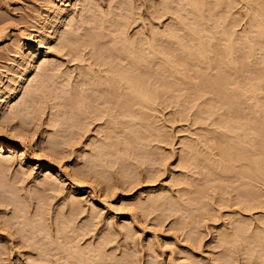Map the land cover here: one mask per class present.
<instances>
[{
    "label": "rangeland",
    "instance_id": "rangeland-1",
    "mask_svg": "<svg viewBox=\"0 0 264 264\" xmlns=\"http://www.w3.org/2000/svg\"><path fill=\"white\" fill-rule=\"evenodd\" d=\"M78 1L72 21L61 22L49 38V8L61 0H0V87L12 81L16 66H23L27 44H36L40 32L49 38L41 64L0 109L1 119L21 114L8 119V126L22 124L28 153L21 161L0 153V179L10 190L8 197L0 193L6 197L1 201L0 195V264H264V41L255 37L251 14L264 0H230L228 8L229 0L219 8L212 0L206 8L198 0ZM195 3L203 13L200 21L191 16ZM91 14L103 17L101 22L88 20ZM176 18L196 29L205 42L203 54L210 56L213 45L223 50L226 40L220 31L225 27L236 54L246 52L243 34L261 40L254 44L255 63L249 62L260 65L262 73L251 67L242 76L220 78L215 87L210 78L218 68L210 69L190 41L194 59L176 63L173 71L154 58L148 65H132L121 55L120 43L113 45L122 30L119 37L133 40L143 52L151 31H162ZM86 32L96 35L92 45ZM78 35H83L79 43ZM162 42L157 49L170 57L172 51ZM16 44L23 46L20 55ZM107 69L141 81L153 99L138 100L128 90L131 97L121 96L122 89L115 96V91H92L89 80ZM189 81L199 86L198 96L184 84ZM251 88L256 95H250ZM93 93L102 98L97 101ZM75 94L88 100L85 109L92 105L87 115L78 113ZM225 152L239 159L230 162ZM57 228L66 231L57 233Z\"/></svg>",
    "mask_w": 264,
    "mask_h": 264
},
{
    "label": "bare ground",
    "instance_id": "bare-ground-1",
    "mask_svg": "<svg viewBox=\"0 0 264 264\" xmlns=\"http://www.w3.org/2000/svg\"><path fill=\"white\" fill-rule=\"evenodd\" d=\"M74 1H76V0H61V3L60 4H53L49 9H50V11H49V18H50V20H49V24H50V26H49V29H51V31H50V33H48L49 34V38H50V36H52V35H54V34H57L56 32L58 31V25L61 23V22H64V21H66V20H69V21H72V19L74 18L73 17V14H72V11L75 9V7H77L76 6V3L74 2ZM78 1V0H77ZM82 1V0H81ZM87 1V0H86ZM110 1V0H109ZM113 1V0H112ZM119 1V0H118ZM117 0H116V2H118ZM199 1V3H204V7L206 6L205 4L207 3V2H209L208 0H198ZM225 1H227V0H212V2H213V7H215V6H218L219 4H225ZM255 1V0H254ZM78 2H80V1H78ZM92 2V1H91ZM122 2V1H121ZM228 2L230 3V0L229 1H227L226 2V4H225V6L227 7L228 6ZM257 2H260V1H258L257 0ZM58 3V2H57ZM88 4L90 3V2H87ZM189 3H191V2H189L188 1V5H190ZM196 3H197V1H196ZM193 4L192 5V13H193V15H191V16H193L194 17V19H195V21H200L201 20V18H202V16H203V13L202 14H200V8L199 7H197V4ZM254 3H256V2H254ZM260 3H262V4H264V1L263 2H260ZM260 3H258L257 4V7L255 6V10L253 11H251V12H253V13H251L252 15L254 14V23H255V25L257 26V32H255L256 33V35H255V37L257 38V39H261L262 41H264V6L262 5V4H260ZM46 4V3H45ZM81 4V3H80ZM86 5L87 7L88 6H90L91 7V4H89V5ZM109 4V3H108ZM111 4V3H110ZM119 4V3H118ZM117 4V5H118ZM123 4H124V2H123ZM123 4H121L120 3V5H123ZM217 4V5H216ZM48 5V4H47ZM77 5H79V4H77ZM82 5V4H81ZM163 5H165V6H163V7H165L164 9L165 10H167L168 8H167V6H166V4H163ZM209 5H211V4H209ZM223 5H221V6H223ZM231 5V4H230ZM83 6V5H82ZM85 6V5H84ZM95 6V5H94ZM97 6V5H96ZM99 6V5H98ZM98 6H97V8H98ZM199 6V5H198ZM200 6H201V4H200ZM220 5L218 6V8L219 7H221ZM81 7V6H80ZM87 7H85V8H87ZM163 7H162V9H163ZM203 7V8H204ZM209 7V6H208ZM226 7H224V9L226 10ZM84 8V9H85ZM99 8H101V7H99ZM190 8H191V6H190ZM206 8V7H205ZM210 8V7H209ZM211 8H212V6H211ZM223 8V7H222ZM228 8V7H227ZM87 9H89V8H87ZM86 9V10H87ZM92 9V8H91ZM103 9V8H102ZM215 8H212V10H214ZM224 9H222V10H224ZM95 10V9H94ZM164 10V11H165ZM202 10V9H201ZM204 10V9H203ZM207 10V9H206ZM217 10V9H216ZM216 10H214V12L216 11ZM221 10V9H220ZM75 11V10H74ZM78 11H79V9H78ZM84 11V10H83ZM90 11V10H89ZM101 11V10H100ZM109 11V10H108ZM190 11H191V9H190ZM205 11V10H204ZM208 12H209V14H210V11L211 10H207ZM91 12H92V10H91ZM96 12V11H95ZM98 12V11H97ZM103 12H104V10H103ZM110 12V11H109ZM112 12V11H111ZM110 12V13H111ZM213 11H211V14H213L212 13ZM223 11H221V13H222ZM225 12V11H224ZM84 13V12H83ZM85 13H88L87 11H85ZM99 13V12H98ZM100 13H102V11L100 12ZM99 13V14H100ZM108 13V12H107ZM76 14V13H75ZM89 14V13H88ZM99 14H98V17L97 18H99L100 17V19H97V18H95V14H91L92 16H91V19H88V20H91V21H93V23H94V21H100L101 20V18H103V17H101V16H99ZM206 14H207V12H206ZM208 14V15H209ZM223 14V13H222ZM77 15H79V14H77ZM102 15V14H101ZM217 14L215 13V16H216ZM220 15V14H219ZM218 15V16H219ZM106 16H107V14H106ZM211 16V15H210ZM180 17V16H179ZM220 17H221V15H220ZM219 17V18H220ZM251 17V16H250ZM82 18H83V14H82ZM90 18V17H89ZM107 18V17H106ZM175 18V17H174ZM222 18V17H221ZM252 18V19H253ZM77 20V19H76ZM83 20H84V18H83ZM87 20V22H89ZM104 19H102V21H103ZM222 20H224V18L222 19ZM86 21V20H85ZM113 21V20H112ZM111 21V22H112ZM76 22V21H75ZM79 22V21H78ZM84 22V21H83ZM87 22H85V23H87ZM101 22V21H100ZM117 22H119V21H117ZM171 22H174L173 24H171ZM170 22V25L168 26V25H166V26H164V27H166L165 29L163 28L162 29V31L160 30V31H158V30H153V31H151L152 32V34H151V37L149 36V39H147L146 40V42L144 43V44H146L145 45V47H144V49L143 50H145V51H143L142 52V48H140L141 49V51H139L140 49L138 48V45H137V43L135 44V42L133 41V40H131V41H129V39L127 40H125V38H122V35H121V37H119L120 35L119 34H122V30L120 31L121 33H119L118 34V37H116V39H115V41L113 42V45L115 44V43H120V46H119V50H120V52H121V55H125V57L128 59L127 60V62L128 63H130V64H132V65H137L138 66V64L140 63V61H144V62H146L148 59H152L153 60V58L154 59H157L156 61H158V63L160 64V66H161V68L162 67H164V70L166 69V71H169V68H170V70L171 71H173V68L172 67H174L173 65H175L176 63H187L189 60H191V59H194L193 57H192V55H191V53H190V51L188 50V46H187V41H190L191 43H192V46L199 52V54L201 55V58L202 59H204L205 61H207V63L208 64H210L211 65V67H209L210 69L212 68V66H213V68H218V70L214 73V74H212V77L210 78V81L214 84V86L216 87V85L218 84L217 82L219 81V79L220 78H223V77H239V76H242L246 71H249V68H251L252 67V69L255 71V73L256 74H259V73H262V68H261V66L259 65H256V64H250V62L249 61H251L252 63H255V61L253 62L252 60H251V58L254 56L255 57V55H254V49H255V47H254V44H259L260 43V41H258L257 39H251V37L250 38H248L247 37V35H245V34H243L244 35V38H242V41H243V43H244V45H245V48H246V52H244V54H236L235 53V50H236V46H235V42L231 39V36H230V34H228V32H227V29H228V27H225L226 28V30L224 29V28H222V30L220 31V32H222L221 34H223L222 36L224 37V39L226 40L225 41V44H224V46H223V50H219L218 48H217V46L216 45H213L214 46V51H213V54L210 56L209 55V53L208 54H203L204 53V43L205 42H203L202 41V39L200 38V36H198L199 35V33L197 34V31H196V29L195 28H189V26H188V24L187 23H185L184 21H183V18H179V19H175L174 21H171ZM251 22H253V20H251ZM72 23V22H71ZM77 23V22H76ZM90 23V22H89ZM116 23V22H115ZM88 24V23H87ZM87 24H85V26L87 25ZM117 24H119V23H117ZM81 25V24H80ZM42 26V25H41ZM84 26V25H83ZM255 26V27H256ZM75 27V26H74ZM89 27H91V26H89ZM77 28V27H76ZM75 28V29H76ZM37 29V28H36ZM48 29V30H49ZM85 29V28H84ZM87 29V28H86ZM89 29V28H88ZM153 29V28H152ZM151 29V30H152ZM157 29V28H156ZM38 30V29H37ZM36 30V31H37ZM86 30H84V32H85ZM43 33V32H42ZM47 33V32H46ZM59 33V32H58ZM83 33V32H82ZM80 34V33H79ZM44 35V34H43ZM81 35V34H80ZM86 35V36H85ZM85 35H84V37L85 38H87V40L89 39V43H91V41H92V43H93V41L95 40V38H96V35H92V33L91 34H88V32H86L85 33ZM153 35H157V37L154 39L153 37ZM45 37V38H44ZM44 37L42 36V34H41V32H40V34H38V35H36L35 36V38L37 39V43L36 42H34V43H36V44H34V45H32L33 44V42H30V43H28L27 44V49H26V51H24L23 50V53L24 52H26L25 53V56H24V59H23V61H24V63H22L23 64V66L22 67H20V68H18L17 66V70H15L16 69V67H15V69L11 72V74L12 75H10L11 77H12V81H10L11 80V78H10V83H5V85L4 84H2V86L0 87V109L1 108H4L3 106H4V104L7 102V100H8V98L13 94H15L16 92H17V90H18V88L21 86V83H22V80L24 79V81L25 80H27V78L29 77V75H31L30 73H32L33 72V70H34V68L36 67V63H40V62H38V60H40V58L41 57H43V56H45V54L43 53V50H42V48L46 45V43H47V40L49 39L48 38V36H46V34L44 35ZM78 38L76 39L77 40V42L79 43V39H81V38H83V35L82 36H77ZM79 37H81V38H79ZM98 37V36H97ZM242 37V36H241ZM247 37V38H246ZM17 38V37H16ZM84 38V39H85ZM119 38V39H118ZM148 38V37H147ZM151 38V39H150ZM33 39V38H32ZM84 39H83V41H84ZM97 39V38H96ZM64 40H66L65 38H64ZM86 40V39H85ZM155 40H159V42H162V43H164V42H166V44L168 45V49H169V51H172L171 52V54H170V57H168V56H166V55H163V54H160V50H158L159 49V47H158V45L160 44L158 41H155ZM161 40V41H160ZM15 41V40H14ZM34 41V40H33ZM96 41V40H95ZM133 41V42H132ZM16 42V41H15ZM88 42V41H87ZM14 43V42H13ZM18 43V42H17ZM20 43V42H19ZM92 43H91V45H92ZM157 43H159L158 45H157ZM61 44V43H60ZM59 44V45H60ZM261 44V43H260ZM112 45V46H113ZM263 45V44H262ZM262 45H260V47L262 46ZM12 46V45H11ZM15 46V45H14ZM94 46H95V44H94ZM22 45H17L16 44V53H19V55H20V53H22ZM48 47H51V46H48ZM63 47V46H62ZM259 47V48H260ZM15 48V47H14ZM113 48V47H112ZM158 48V49H157ZM68 49V48H67ZM71 50H74V48L72 49L71 48ZM96 52V51H95ZM96 53H98V52H96ZM182 53H185V55H183ZM15 54V53H14ZM23 56V55H22ZM95 56H96V59L97 60H100L101 59V56L99 55V54H95ZM18 57V56H17ZM20 57V56H19ZM50 57V56H49ZM253 57V58H254ZM249 58H250V60H249ZM20 59V58H19ZM47 59V58H46ZM152 60H150V61H152ZM258 60V59H257ZM256 60V61H257ZM41 61H42V59H41ZM149 61V62H150ZM263 61V59L261 60V62ZM53 62V61H52ZM141 62V63H142ZM143 62V64H147L148 65V61H147V63H144ZM203 62V61H202ZM264 62V61H263ZM45 64L47 63V62H44ZM43 63V64H44ZM106 63H111V62H106ZM140 63V64H141ZM17 64H19L18 62H17ZM41 64V63H40ZM42 64V65H43ZM44 64V65H45ZM51 64V63H50ZM112 64V63H111ZM38 65V64H37ZM12 66V65H11ZM20 66V65H19ZM40 66V65H39ZM47 66V65H46ZM136 66V67H137ZM223 66V68H225L224 70H226V73H223V72H225V71H223L222 72V69H221V67ZM36 69V68H35ZM42 69V68H41ZM45 69V68H44ZM168 69V70H167ZM12 70V69H11ZM41 71V70H40ZM8 72V71H7ZM47 72V71H46ZM92 72V71H91ZM9 73V72H8ZM34 73V72H33ZM45 73V72H44ZM43 73V74H44ZM89 73V72H88ZM125 72H120V71H116V70H109V69H107V73L106 74H103V76H100V77H98V78H94L93 77V81L92 80H89V84H90V87H91V89H92V91H101V90H105V92L107 93V91H109L112 95H113V92L115 93L114 94V96L115 95H117V94H120V89H122V92H123V90H124V93L121 95V96H125V92H126V90H128L127 92L128 93H130V95H132L134 98H136L137 99V97L139 98V96H140V98L141 99H143V100H145V101H147V100H149L150 101V99L152 100L153 98L150 96V94L147 92V88H145V86L143 85V83L141 82V81H139V80H137V79H135L134 77H132V76H130L129 74H128V76H126V73L124 74ZM7 75V77H8V74H6ZM44 75H46V74H44ZM86 75H87V73H86ZM93 75V74H92ZM98 75V74H97ZM36 76V75H35ZM43 76V75H42ZM84 77V76H83ZM92 77V76H91ZM48 78V77H47ZM32 79V78H31ZM30 79V80H31ZM84 79H85V77H84ZM96 79V80H95ZM36 80V79H35ZM34 81V80H33ZM84 81V80H83ZM91 81V82H90ZM88 82V81H87ZM184 82V81H183ZM31 83V82H30ZM80 83H81V81H80ZM79 83V84H80ZM85 83V82H84ZM83 83V84H84ZM191 82L189 81V83H184V84H188V89H190V90H192V93H194V95H195V93L197 94L196 96H198V93H199V86L197 85V83H194V82H192L191 84H190ZM36 86H37V84H36ZM83 86V85H82ZM86 86V85H85ZM79 87H80V85H79ZM83 88H88L89 89V87H83ZM31 89V88H30ZM87 89V90H88ZM262 89V88H261ZM78 90H79V88H78ZM28 91H29V89H28ZM34 91V90H33ZM81 91H84V90H81ZM91 91V92H92ZM254 91H255V89L254 88H251V89H249V93L250 92H252V93H250V95H252L253 96V93H254ZM85 92V91H84ZM104 92V93H105ZM126 92V96L125 97H128L129 95H128V93ZM156 92V91H155ZM231 92L234 94V95H239L235 90H231ZM67 93V92H66ZM69 93V92H68ZM78 93H82V92H80V90H79V92ZM77 93V94H78ZM100 93V92H99ZM98 93V95H97V97L99 96V97H101L100 96V94ZM248 93V94H249ZM77 94H75L74 96L76 97V98H73V101H74V103H76V102H79V107H77V108H81V109H79L80 111H78V113L79 112H82L81 114H86V113H88V112H86V109L87 108H89L90 106L92 107V105L89 103V107H87L86 109H85V107L87 106V103H88V100H86L84 97H83V95H82V97H81V95L79 96V97H77L78 95ZM94 94V97H96L95 96V93H93ZM110 94V95H111ZM255 94V93H254ZM29 95V94H28ZM34 95V94H33ZM32 95V96H33ZM77 95V96H76ZM137 96V97H135V96ZM256 95V94H255ZM73 96V97H74ZM87 96V95H86ZM157 96V95H156ZM96 97V98H97ZM98 97V99H97V101L100 99ZM103 97H104V94H103ZM129 97H131V96H129ZM128 97V98H129ZM132 97V100L134 99ZM11 98V97H10ZM31 98V97H30ZM90 98V97H89ZM96 98H94L95 100H96ZM102 98V97H101ZM140 98L138 99V100H140ZM76 99V100H75ZM31 100H33V98L31 99ZM71 100V102H73L72 101V99H70ZM94 100V101H95ZM124 100V99H123ZM125 100H126V98H125ZM11 101V100H10ZM27 101H29V100H27ZM26 100L24 101V102H27ZM76 101V102H75ZM127 101H130V99H128V100H126V102ZM9 102V101H8ZM7 102V103H8ZM29 102H31V101H29ZM96 102V101H95ZM126 102H124L123 104H126ZM152 102V101H151ZM11 103V102H10ZM74 103H72V104H74ZM78 104V103H77ZM76 104V105H77ZM12 105H16V106H18L17 104H12ZM26 105V104H25ZM75 105V104H74ZM26 106H28V104L26 105ZM10 107H12V106H10ZM28 107H30V106H28ZM28 107L26 108V107H24V108H26V110L28 109ZM12 108H14V110H18V109H15V106H13ZM11 108V109H12ZM20 108V107H19ZM76 108V109H77ZM21 109V108H20ZM82 109H85V111H83ZM89 110V109H88ZM1 111L3 112V110L1 109ZM0 111V112H1ZM13 111V110H12ZM76 111V112H77ZM89 111H91V110H89ZM86 112V113H85ZM11 113V112H10ZM2 114V113H1ZM18 113H15V112H13V113H11V115H8V118L7 117H4V119H1L0 118V153L1 152H8L11 156L12 155H15V156H17L19 159H20V161L21 160H23V159H27L28 158V153H27V151H26V145H25V134H23L22 133V131H20L21 129H20V127H22V124L21 125H19V123H20V119L18 120V125L20 126V127H16V126H14L13 124H12V126H8V123H9V120H12V119H14L15 118V116L17 115ZM7 115V114H6ZM18 115H21V114H18ZM87 115V114H86ZM5 116V115H4ZM142 116V115H141ZM1 117V116H0ZM20 118V117H19ZM9 119V120H8ZM25 119V118H24ZM24 119H22V121L24 120ZM141 119V118H140ZM14 120H16V118L14 119ZM5 121H8L7 122V124H5ZM13 121V120H12ZM141 122L143 121V118H142V120H140ZM145 121V120H144ZM24 122V121H23ZM27 122V121H26ZM25 122V123H26ZM10 123H11V121H10ZM25 123H23V124H25ZM147 125V124H146ZM14 126V127H13ZM149 128V127H148ZM20 129V130H19ZM52 139H54V138H52ZM50 141H48V143H49ZM53 144V143H52ZM57 143L55 142V145H56ZM49 145V144H48ZM50 146V145H49ZM51 147V146H50ZM52 148H54L53 146H52ZM41 149V148H40ZM53 149H51V151H52ZM45 151V150H44ZM49 151H50V148L48 149V153H49ZM52 152H54V151H52ZM52 152H50V153H52ZM47 154V153H46ZM55 154V153H54ZM224 155H225V157H226V159L228 160V161H232V162H236L239 158L236 156V155H234L233 153H228V152H225L224 153ZM54 156H56V155H54ZM6 157V156H5ZM2 158V157H1ZM0 158V159H1ZM12 158V157H11ZM90 158V157H89ZM4 159V158H3ZM56 159V158H55ZM59 159H60V157H59ZM2 160V159H1ZM6 160H7V158H6ZM30 160V159H29ZM61 160V159H60ZM94 162H96L95 161V158H93L92 159ZM59 161V160H58ZM5 162V161H4ZM92 162V161H91ZM31 163V162H30ZM49 163V162H48ZM98 163V162H97ZM3 164H6V163H3ZM34 164V163H33ZM37 165V164H36ZM43 166H44V164H42ZM41 165V166H42ZM5 166V165H4ZM39 166V165H38ZM97 166V165H96ZM80 167V166H79ZM82 167V166H81ZM80 167V168H81ZM94 167H95V165H94ZM44 168V167H43ZM45 168H47L48 170H50V168H51V166L48 164ZM47 169H45V170H47ZM83 169V168H82ZM234 170L233 169V167L232 166H228L227 167V170ZM60 171V170H59ZM58 171V172H59ZM81 171V170H80ZM1 172V171H0ZM43 172H45V171H43ZM62 173V172H61ZM3 174V173H2ZM76 174L77 173H75V176H76ZM77 175H79V174H77ZM58 176H60V175H58ZM62 177V176H61ZM1 178H3V177H1ZM10 178V177H9ZM52 178V177H51ZM60 178V177H59ZM80 178V177H79ZM47 179V178H46ZM55 180V179H54ZM53 180V181H54ZM57 180V179H56ZM55 180V181H56ZM6 181V180H5ZM4 181V182H5ZM14 181V180H13ZM50 181H51V179H50ZM73 181H74V179H73ZM79 180H77V182H78ZM7 182V181H6ZM12 182V181H11ZM46 182V184H47V186H48V181H45ZM63 182V181H62ZM14 183V182H13ZM51 183H52V181H51ZM50 183V184H51ZM61 183V182H60ZM6 184V183H5ZM5 184L3 183V181L0 179V193H3V194H5L7 191L9 192L10 190L7 188V186H5ZM45 184V183H44ZM80 184V183H79ZM41 186H42V184H41ZM40 186V187H41ZM53 186H54V184H53ZM74 186V185H73ZM39 187V186H38ZM43 187V186H42ZM48 187H50V186H48ZM77 187V186H76ZM7 192V193H8ZM29 192V191H28ZM36 193V192H35ZM2 194V195H3ZM11 194V193H10ZM24 194V193H23ZM37 194V193H36ZM35 194V195H36ZM41 194V193H40ZM1 195V194H0ZM2 195H1V201L3 200V199H5V198H3L2 199ZM32 195V194H31ZM4 196H9V195H7V194H5ZM12 196V195H11ZM16 196V195H15ZM18 196V195H17ZM27 196V195H26ZM17 198H19V197H17ZM29 198V197H28ZM9 199V198H8ZM8 199L6 200V203L7 204H10V202H12L10 199V202L8 203L7 201H8ZM40 199H41V196H40ZM73 199V198H72ZM32 200V199H31ZM76 201V200H75ZM74 201V202H75ZM153 201V200H152ZM39 202V201H38ZM37 203V202H36ZM41 203H42V200H41ZM1 205H2V203H0ZM7 204H6V206H7ZM12 204H13V202H12ZM71 204H73V203H71ZM70 204V205H71ZM43 205V204H42ZM41 205V206H42ZM5 206V205H4ZM38 206V205H37ZM37 206H36V208H37ZM73 206H74V204H73ZM69 208H70V206H68ZM75 207V206H74ZM35 208V207H34ZM39 208V207H38ZM72 209H73V207H72ZM27 210V209H26ZM39 211L41 210V209H38ZM71 210V209H70ZM15 211V210H14ZM30 211V210H29ZM37 211V209H35V211H33V215L35 214L34 212H36ZM64 211V210H63ZM72 211V210H71ZM71 211H70V213H71ZM43 212V211H42ZM67 212V211H66ZM18 213V212H17ZM27 213V212H26ZM69 213V214H70ZM72 213H75V212H72ZM16 213H14V215H15ZM68 214V215H69ZM11 215V214H10ZM37 215V214H36ZM67 215V214H66ZM57 216V215H56ZM59 216H62V215H59ZM73 216V215H72ZM71 216V217H72ZM79 216V215H78ZM15 217V216H14ZM14 217H13V220L15 221L16 219H14ZM33 217V216H32ZM35 217V216H34ZM33 217V218H34ZM38 217H39V214H38ZM42 217V216H41ZM64 217H66V216H64ZM64 217H63V219H64ZM70 217V216H69ZM68 220L70 219V218H68V217H66ZM65 218V220H67ZM76 218V217H75ZM8 219V218H7ZM19 219V218H18ZM37 219V218H36ZM58 219H60V217L58 218ZM57 219V220H58ZM23 220V219H22ZM65 220H63V221H65ZM67 220V221H68ZM17 221V220H16ZM25 221V220H24ZM67 221H65V222H67ZM70 221V220H69ZM74 221V220H73ZM9 222V221H8ZM30 222V221H29ZM37 222V221H36ZM65 222H63V226H64V223ZM18 223H19V220H18ZM52 223V222H51ZM62 223V222H61ZM9 224V223H8ZM66 224V223H65ZM68 224V223H67ZM12 225V224H11ZM15 225V224H14ZM21 225V224H20ZM33 225V224H32ZM32 225H31V227H32ZM39 225V224H38ZM56 225V224H55ZM54 225V226H55ZM58 225V224H57ZM59 225H61L60 224V222H59ZM17 226V225H16ZM19 226V225H18ZM30 226V225H29ZM35 226H37V225H35ZM66 226V225H65ZM64 226V227H65ZM68 226V225H67ZM66 226V227H67ZM41 227V226H40ZM61 226H59L58 228H60ZM68 227H70V226H68ZM74 227V226H73ZM18 228H20V226L18 227ZM17 228V229H18ZM24 228V227H23ZM29 228V227H28ZM34 228V227H33ZM32 228V229H33ZM38 228V227H37ZM57 228V229H58ZM2 229V228H1ZM36 229V228H35ZM41 229V228H40ZM11 230V229H10ZM31 230V229H30ZM43 231H44V229H42ZM46 230V229H45ZM56 230V229H55ZM59 230V232H57V233H60V232H62V231H66V229L65 228H61V230L60 229H58ZM58 230H56V231H58ZM18 231V230H17ZM21 230H19L18 232H20ZM22 231H23V229H22ZM34 231V230H33ZM32 231V232H33ZM43 231H41V233H43ZM38 232H40V231H38ZM48 232V231H47ZM61 233L60 235H62L63 234V236L62 237H64L65 235L64 234H66V233ZM33 233H35V232H33ZM45 233V232H44ZM11 234V233H10ZM24 234V233H23ZM30 234H32V233H30ZM37 234H39V233H37ZM48 234V233H47ZM56 234V233H55ZM16 235V234H15ZM26 235V234H25ZM41 235V234H40ZM43 235V234H42ZM57 235H59V234H57ZM56 235V236H57ZM37 237H38V235H36ZM32 238V236L30 235L28 238ZM48 237V236H47ZM26 238V237H25ZM42 238V237H41ZM64 238H66V236L64 237ZM36 239V238H35ZM46 239H48V238H46ZM50 239V238H49ZM55 239V238H54ZM38 240H39V238H38ZM41 240V239H40ZM69 240V239H68ZM31 241V240H30ZM30 241H28V242H30ZM36 241V240H35ZM50 241V240H49ZM37 242V241H36ZM70 242V241H69ZM66 247V246H65ZM75 247H76V245H75ZM64 249H66V248H64ZM63 250V249H62ZM67 250V249H66ZM72 250V249H71ZM91 250H92V248H91ZM90 250V251H91ZM64 251V250H63ZM73 251V250H72ZM77 251H78V249H77ZM67 252H69V251H67ZM74 252V251H73ZM79 252H81L80 250H79ZM78 252V253H79ZM66 253V252H65ZM71 254H72V252H70ZM75 253H76V250H75ZM78 253H76V254H78ZM94 254H96V253H94ZM67 255V254H66ZM69 255V254H68ZM75 255V254H74ZM80 255V254H79ZM78 255V256H79ZM77 257V256H76Z\"/></svg>",
    "mask_w": 264,
    "mask_h": 264
}]
</instances>
